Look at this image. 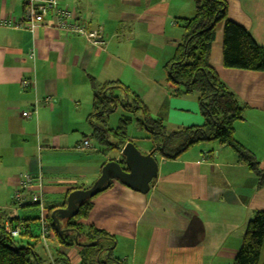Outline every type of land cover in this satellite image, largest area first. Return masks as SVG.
<instances>
[{"label":"crops","instance_id":"0c3cea01","mask_svg":"<svg viewBox=\"0 0 264 264\" xmlns=\"http://www.w3.org/2000/svg\"><path fill=\"white\" fill-rule=\"evenodd\" d=\"M198 1L57 0L58 8L71 11L87 30H101L100 48L58 30L50 13L30 31L23 21V1L0 0V19L15 25L0 28V219L7 216L21 228L14 238L18 247L40 244L50 262L56 252L69 264H80L83 251L62 246L51 236L53 244L43 246L38 208L12 206L18 175L42 176L41 196L50 216L49 209L65 208L71 192L90 189L107 162L124 168L123 146L109 149L91 138V79L126 87L170 132L203 125L199 96L182 94L164 72L181 39L180 21L194 16ZM224 1L227 19L264 48V0ZM222 39L219 23L208 63L246 106L243 120L234 124V138L264 169V73L224 68ZM29 109L30 117L23 116ZM134 133L139 140L133 143L127 135V141L149 154L155 145L148 134L141 127ZM106 139L116 141L109 135ZM86 140L90 148L84 151ZM154 159L157 176L146 194L112 180L106 191L90 199L86 218L75 223L111 237L113 243L102 241L105 252L111 248L106 264H232L248 221L264 211L258 178L216 141L196 144L175 159L157 152Z\"/></svg>","mask_w":264,"mask_h":264},{"label":"trees","instance_id":"16d2710c","mask_svg":"<svg viewBox=\"0 0 264 264\" xmlns=\"http://www.w3.org/2000/svg\"><path fill=\"white\" fill-rule=\"evenodd\" d=\"M226 10L227 5L224 0L198 1L195 4L194 16L180 21L181 39L172 59L164 67L169 82L181 87L182 94L195 93L199 96V109L203 118L201 127L175 128L170 132L162 120L149 115L139 98L131 94L126 87L117 82L97 84L91 79L92 113L89 117L91 138H95L109 149L122 147L128 142L126 124L121 121L116 129L108 130L105 128V117L113 114L118 107L125 112L141 113L140 124L146 129L149 140L155 145L149 153L152 157L159 152L166 159H175L196 144L216 141L230 148L236 155L237 161L258 178V187H264V169L260 168L252 153L234 138V124L243 120L246 106L237 101L208 63L215 28L219 23L223 24L224 68L264 73V48L253 41L247 30L228 20ZM117 91L120 95H115ZM173 94H179V91L174 90ZM130 96L134 102L133 106L130 103L124 105L122 99L128 101ZM109 133L115 137L114 143L106 139ZM90 206V200L84 202L79 207L76 217L61 222L65 230V234L61 237L54 232V225L47 215L48 228L53 233L50 236L62 246L83 248L80 264H106L107 260H110V255L107 259L100 258L105 248L98 247L104 240L112 242L111 237L92 227L84 230L75 223L76 219L86 218ZM50 212L52 214L54 208ZM95 241H98L95 246H86ZM0 264H43V260L35 254L33 247H18L14 238L0 232ZM53 264L69 263L55 252ZM232 264H264V211L255 212L252 220L248 221L241 246Z\"/></svg>","mask_w":264,"mask_h":264},{"label":"built area","instance_id":"2783aa9c","mask_svg":"<svg viewBox=\"0 0 264 264\" xmlns=\"http://www.w3.org/2000/svg\"><path fill=\"white\" fill-rule=\"evenodd\" d=\"M24 4V23L25 28L32 31L36 27L44 23L45 18L50 13L54 17V25L58 30L68 31L73 35L83 37L87 42L94 46L101 47L103 45V37L101 30H87L80 23L75 21L73 13L63 8H58L57 0H22ZM15 26L12 22L0 19V28H9ZM23 85L27 82L23 81ZM46 99L45 102H49ZM31 111H25L23 116L30 117ZM82 150L90 148L88 140L82 143ZM43 189L42 176L40 174L23 173L17 176L16 191L13 194L12 206L15 209L26 205H34L38 208V222L40 226V240L46 248V241L50 236L47 212L44 208L41 191ZM0 230L8 237L16 238L21 232L19 226H13L9 218L0 219ZM47 249V248H46Z\"/></svg>","mask_w":264,"mask_h":264},{"label":"water","instance_id":"95a60500","mask_svg":"<svg viewBox=\"0 0 264 264\" xmlns=\"http://www.w3.org/2000/svg\"><path fill=\"white\" fill-rule=\"evenodd\" d=\"M122 163L114 161L107 162L101 169V175L97 181L88 190L71 192L67 199L65 208L54 211L50 215L54 232L61 237L65 230L61 229L60 221L69 220L77 216L79 207L86 201L94 198L98 194L106 191L111 181L115 180L138 194H146L149 191V185L157 176V163L151 155L141 154L135 146L128 142L121 149ZM77 243V236L75 237ZM95 241L86 246H95ZM111 248L106 249L107 256Z\"/></svg>","mask_w":264,"mask_h":264},{"label":"rangeland","instance_id":"374dc122","mask_svg":"<svg viewBox=\"0 0 264 264\" xmlns=\"http://www.w3.org/2000/svg\"><path fill=\"white\" fill-rule=\"evenodd\" d=\"M103 46V45H102ZM102 46L100 48H102ZM122 102H124L126 105L127 103H130L132 106L134 104V102L132 101L131 99V96L129 97V100L126 101L124 98L122 99ZM130 109H128L129 111ZM140 113V112H139ZM141 114V113H140ZM140 114H137L136 112H125L124 110L120 109L118 107V109L113 113L111 114L110 116H106L105 117V128L106 129H109V127L112 125L114 126L113 128H115L116 126H119L121 121H124V124L125 125V132H126V135H128L130 138L133 139V143H136L137 140H139V137H136V134L134 133V129H140L143 128V131L144 132H147L146 129L144 127L141 126L140 124ZM142 115V114H141ZM108 125V127H107ZM97 135V134H96ZM109 136H112V134H108ZM112 138V137H111ZM128 138V137H127ZM95 142L94 143H99L95 138H92ZM131 143V142H130ZM100 144V143H99ZM256 161V160H255ZM257 162V161H256ZM52 211V209H49V212ZM51 213V212H50ZM49 213V214H50ZM254 217V216H253ZM252 217V218H253ZM252 220V219H251ZM49 239V238H48ZM47 239V241H48ZM41 242V240H40ZM50 242V246L53 244L52 241H48ZM106 243V241H105ZM42 244V243H41ZM34 248V252L36 255H38L42 260H43V264H52V262H50L51 258L46 254V253H43L41 248H40V244H36L35 246H33ZM98 248H105V245L102 243L99 244V247ZM110 248V247H109ZM51 252L53 253L52 249H51ZM101 257L103 259H107V253L104 252V253H101ZM110 258V257H109Z\"/></svg>","mask_w":264,"mask_h":264}]
</instances>
